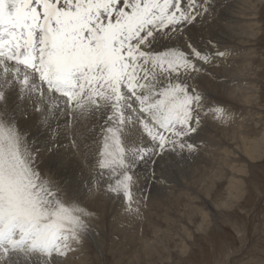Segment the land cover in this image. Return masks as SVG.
I'll return each instance as SVG.
<instances>
[{"label":"snow or ice","instance_id":"obj_1","mask_svg":"<svg viewBox=\"0 0 264 264\" xmlns=\"http://www.w3.org/2000/svg\"><path fill=\"white\" fill-rule=\"evenodd\" d=\"M213 0H0V264H61L91 231L94 213L65 200L40 168V150L22 133L8 103L35 98L39 123L57 113L70 146L81 150V119L96 146L95 175L132 211L137 172L163 182L169 157L197 150L204 107L189 81L227 51L202 49L186 29L210 14ZM218 66V65H217ZM135 130V132H133ZM54 141V137H53ZM93 145L84 144L85 150ZM60 145L52 142L48 153ZM159 173V175H158ZM91 191H99L93 178Z\"/></svg>","mask_w":264,"mask_h":264},{"label":"rangeland","instance_id":"obj_2","mask_svg":"<svg viewBox=\"0 0 264 264\" xmlns=\"http://www.w3.org/2000/svg\"><path fill=\"white\" fill-rule=\"evenodd\" d=\"M224 1L226 0H213L210 14H206L202 19H199L198 22L200 23L197 22L195 26H189L190 29H186V35L188 37L191 35L189 38L192 39L193 37L192 40L200 48L215 51L216 49L209 46V42H211L212 44L216 43L215 45L218 50L227 51L229 53L226 59L216 58L213 64L204 65L206 70L205 73H201L199 75L201 77L197 76L195 77L196 79L194 78L189 81V83L192 81L193 86L204 95L205 110L212 105H219L224 108L227 114H230L231 118L226 122L215 120L216 123H214L211 113L203 116V118L211 116V121L215 124L214 132L216 138L214 139L217 140H215V143H222L218 141L220 138L223 139L221 133L222 127H227L231 131V134L235 131V137L238 141L237 143L236 140L224 141L225 144L227 143L229 148H227V152H229L226 154L222 149V152L218 154L219 158L211 157L214 160L210 158L213 164L215 163L214 170H209L206 168V165H202L204 164L202 162L200 165L198 162H196V165H192L193 161L188 163L189 165L184 164V166L182 165L181 167L179 165L176 166L178 161L173 157H169L171 162L165 169L163 182H155L147 179L149 170L146 166L142 165L136 174L138 181L141 180L140 182L142 185L140 184L138 186L137 183L133 189L135 201H133L131 205L132 211L129 212L127 210L128 206L122 198L112 197L105 193L104 186L107 183L105 178H88L86 181L87 185L85 182L83 185L84 193L86 192L85 194L87 195L84 198L77 194L76 189V192H73L72 187L74 186V182L72 178H70V180L67 178V175H69L70 171L73 169L67 167L65 168L66 171H64V167H61L60 160L57 156V153L59 154L64 149H67L64 151L72 150L74 152H72V154L78 156L77 151L70 146L69 137L64 127L65 125H61V123H65L64 121L69 119V117L57 113L56 118L50 121V127H44L43 129L39 123V113L34 110L36 119L38 120L37 126L34 129V123L29 122L31 120L30 114L25 117L26 120L23 121L24 123L22 122V125L17 124L21 132L25 134L28 132L27 137L28 140L30 139L29 141L32 142V147L34 149L39 147L37 149L40 150V168L43 169H41V171L46 177H51L61 184L64 188V199L66 201L69 199L75 200L85 209L94 213V217L89 221L91 225L90 233L84 237L80 245H74L77 250L70 252L63 258L61 261L62 264H84V262L90 261L92 264H264V0H229L226 3ZM233 1H235L234 3L238 1V3L235 4V11L237 12V17L242 20L243 24H253L254 22H251V20L257 21V26L254 27L256 30L254 37L243 33L239 35L234 29L233 24L235 22L232 24L233 28L230 26L231 23L228 22L227 24L225 14L227 12L228 15L231 10L226 6L234 5V3H232ZM229 2H231V4ZM225 7L227 9H225ZM223 13L224 16L221 15ZM217 17H220V19ZM214 25L218 27L215 28ZM209 27L210 29H207ZM191 29H193V31ZM199 29L200 32H203V35L199 32ZM204 30L206 31L204 32ZM217 30L220 32L219 34ZM225 30L226 32H224ZM238 35L240 38H244L246 42L241 46L242 49L237 48L238 51L234 53L233 47H237V45H230V41L238 43ZM221 37H224V40ZM233 37L235 38L232 39ZM220 43L223 45L222 47H220ZM241 58H244L243 61ZM228 61H230V63H237V65H235L236 67H241L243 71H239V76H237V72L232 73L224 68V64L227 65ZM203 77L207 80H204ZM192 82L190 83L191 85ZM194 82L196 83L194 84ZM230 82L233 84L232 86ZM216 87H219V89L215 90L214 88ZM238 87L239 90H237L240 92H237L240 94H250V96L253 94L256 95L250 104L248 102L246 104V101L241 102L238 97L235 98L236 95H233V97L231 96L232 94L229 95L227 88H232L234 91V89ZM11 115L21 123L15 114ZM87 119L88 118H84L79 121L78 130L83 136H89L87 139L92 141L94 135L86 131V128L96 126V132H99V127L95 118L92 117L89 120ZM235 120L237 121L235 122ZM17 121L16 123H18ZM26 121L32 125V128H27L29 124ZM133 132H135V130H133ZM98 134L99 133H96L95 135ZM52 136L54 137L55 143L61 145L54 154L47 152L48 145L54 142ZM86 136L85 139L81 141L82 145L87 143ZM206 136L209 137V135ZM244 136H246V138ZM37 137L40 139L38 140ZM242 138L247 139L246 142L250 143L249 145L257 150H254L255 154L254 152L249 154L243 152L241 149ZM256 139H260V141H258L261 144H259ZM40 142L41 144H38ZM259 147L261 149H259ZM68 148L70 150H68ZM81 148L83 147L81 146ZM220 148L222 147L220 146ZM208 155L209 153L207 156ZM195 156L196 155H194V157H189L197 159L198 157ZM93 157L91 171L99 172V169L95 167L96 155ZM49 158H53L54 160L51 159L50 161ZM223 160H227L231 165L223 164ZM197 161H200V159L198 158ZM44 164L48 167L46 168ZM232 165H234L235 170L231 168ZM77 166L76 164L72 165L74 169H76ZM56 167L58 170H54ZM172 167L174 169H172ZM240 169L242 171H239ZM203 171L205 173L210 171V173L207 172V174H210V176L208 175L209 178L203 174ZM188 172H190L189 174H191V176L194 174V179L200 181V183L198 182L196 185V188L194 186V191L199 197L198 199L192 195V191H189V193L188 191L185 192L186 189H183L184 191L181 189L187 186L188 183L186 182L190 180L189 174L187 175ZM184 173H186V177H184ZM55 174L57 175L55 176ZM231 176L234 177V179ZM65 177L68 183H66L67 188L64 183L65 181H63ZM93 178L99 180V191L95 188L91 191L89 190L92 186L91 182ZM183 178L185 180L182 181L181 179ZM204 178L206 181H204ZM101 179L104 180V184H102ZM70 183L71 185H69ZM230 185L236 188H232ZM150 191L152 192L150 193ZM181 192L185 193L181 194ZM89 193L94 195L89 197ZM74 196L77 197L75 198ZM162 200L164 203L170 200L172 202L170 201L169 204L165 203L163 206L159 203ZM177 200H179V205L177 204L178 210L176 209ZM163 201L161 203H163ZM168 205L169 207H167ZM188 206H190V208ZM172 207H174L175 210L171 209ZM193 207L198 211H194ZM132 234H136V237ZM144 236H146V239ZM138 237L139 239L137 240ZM100 246H102V248ZM132 248L135 249L133 250ZM131 249L138 257L135 255L136 258H132L134 254H132L133 252ZM145 249H147V251ZM131 255L132 257L130 258L129 256ZM84 258L86 261H84Z\"/></svg>","mask_w":264,"mask_h":264},{"label":"bare ground","instance_id":"obj_3","mask_svg":"<svg viewBox=\"0 0 264 264\" xmlns=\"http://www.w3.org/2000/svg\"><path fill=\"white\" fill-rule=\"evenodd\" d=\"M227 1H229V0H226V1H224L225 3L227 2ZM231 1V0H230ZM235 1H233L232 3H234ZM230 4H231V2H229ZM236 3H238V1H236ZM236 3H234V5L232 4V5H227L226 7L228 8V9H230L231 11H229V14L227 15V12H226V14H225V18L227 19L226 20V22H227V24H228V22L229 23H231V25L230 26H232V24H233V22H235L233 25H234V29H235V31L236 32H238V34L240 35V33H243V34H245V35H249V36H251V37H254L255 35V32H256V30L254 29V27H256L257 26V21H252L251 20V22H254L253 24H251V23H245V24H243L242 23V20L239 18V17H237V12L235 11V4ZM223 4V3H222ZM216 5V4H215ZM225 5V4H224ZM244 6V5H243ZM225 7V9H227ZM238 7V6H237ZM216 9V8H215ZM215 9H214V11H215ZM220 10V9H219ZM221 10H222V8H221ZM225 11H227V10H225ZM216 13V12H215ZM214 13V14H215ZM240 13V12H239ZM217 14V13H216ZM208 15V14H207ZM221 15H223L224 16V13L223 14H221ZM221 17V16H220ZM220 17H217V18H219L220 19ZM216 18V17H215ZM223 19V18H222ZM217 21V20H216ZM237 21V22H236ZM202 22V21H201ZM198 23H200V22H198ZM205 24V23H204ZM211 24H212V22H211ZM219 24V23H218ZM196 25V24H195ZM194 25V26H195ZM209 25H210V23H209ZM223 25H226V24H223ZM221 26V25H220ZM214 27L215 28H217L215 25H214ZM225 27V26H224ZM224 27H223V30H224ZM202 28H203V26H202ZM213 28V27H212ZM220 28V27H219ZM230 28V27H229ZM229 28H227V29H229ZM232 28H233V26H232ZM188 29H190V28H188ZM201 29V28H200ZM200 29H199V32H200ZM204 29V28H203ZM207 29H210V27L209 28H207ZM192 31H193V29H191ZM213 30V29H212ZM218 30H221V29H218ZM217 30V32H218V34L220 33L219 31ZM230 30V29H229ZM233 30V29H232ZM189 31V30H188ZM195 31H196V29H195ZM206 30H204V32H205ZM215 31V30H214ZM213 31V32H214ZM197 32H198V30H197ZM196 32V33H197ZM224 32H226V30L224 31ZM233 32V31H232ZM235 32V33H236ZM191 33V32H190ZM201 34L203 33V32H200ZM223 33V32H222ZM187 34H189V33H187ZM194 34V33H193ZM200 34V35H201ZM207 34H208V32H207ZM212 34V33H211ZM215 34H217V33H215ZM223 34H225V33H223ZM222 34V35H223ZM228 34H229V32H228ZM228 34H227V36H228ZM190 35V34H189ZM199 35V34H198ZM203 35V34H202ZM204 35H206V34H204ZM214 35V34H213ZM230 35V34H229ZM238 35V36H239ZM257 35H258V33H257ZM191 36V35H190ZM189 36V37H190ZM201 37V36H200ZM214 37V36H213ZM215 37H216V35H215ZM214 37V38H215ZM230 37V36H229ZM231 37H232V33H231ZM235 37H237V36H235ZM235 37H233L232 39H234ZM195 38H196V36H195ZM194 38V39H195ZM199 38V37H198ZM222 39L224 38V37H221ZM228 38V37H227ZM192 39H193V37H192ZM207 39V38H206ZM205 39V40H206ZM218 39H220V38H218ZM231 39V40H232ZM198 40V39H197ZM214 40V39H213ZM224 40V39H223ZM237 40L239 41H237L238 43H236V42H234L233 43V41H230V45H232V46H235V45H237V47H233V51H234V53H236V51H238V49L239 48H241V46H243L244 44H245V42L246 41H244V38L242 39V38H240V36H239V38H237ZM255 40V39H254ZM207 41V40H206ZM210 41H211V39H210ZM212 42H214V41H212ZM201 44H202V42H201ZM216 44V43H215ZM221 44V43H220ZM201 46V45H200ZM203 46V45H202ZM210 46V45H209ZM223 45L221 44V46L220 47H222ZM219 47V48H220ZM204 48V47H203ZM224 48V47H223ZM232 48V47H231ZM238 48V49H237ZM242 49V48H241ZM210 49H208V51H209ZM211 50H213V49H211ZM240 51V50H239ZM238 53V52H237ZM232 56H233V54H232ZM237 56H238V54H237ZM240 58V57H239ZM242 59V58H241ZM244 59V58H243ZM243 59H242V61H243ZM234 60V59H233ZM246 61V60H245ZM238 63H241V62H238ZM235 65H237V63H235V62H233V63H230V61H228L227 62V65H225L224 64V68L226 69V70H228V71H231L232 73H234V72H237V76H239V71L241 70V71H243L242 69H241V67H236ZM246 65V64H245ZM230 66V67H229ZM213 69V68H212ZM211 69V70H212ZM209 70V69H208ZM218 71V70H217ZM209 72V71H208ZM213 72V71H212ZM218 73V72H217ZM216 73V74H217ZM219 74V73H218ZM205 76V75H204ZM199 77H201V76H199ZM206 77V76H205ZM196 79V78H195ZM203 79H204V77H203ZM203 79H202V81H203ZM206 79V78H205ZM204 79V80H205ZM207 80V79H206ZM198 81V80H197ZM210 81V80H209ZM192 82V81H191ZM190 82V83H191ZM200 82V81H199ZM204 82V81H203ZM208 82V81H207ZM248 82V81H247ZM196 82H194V84H195ZM192 85H193V82H192ZM205 85V84H204ZM224 85V84H223ZM230 85L232 86L233 84L230 82ZM207 87V86H206ZM215 90L216 89H219V87H216V88H214ZM228 89V92H229V95H231L232 97H233V95H236L235 96V98L236 97H238L239 98V100L241 101V102H244V101H246V104H247V102L250 104V102L251 101H253V99L256 97V95H251L250 96V94H244V93H238V92H240V91H238L239 90V87L238 88H236V89H234V91H233V89L232 88H227ZM238 89V90H237ZM238 91V92H237ZM248 92V91H247ZM204 96V95H203ZM213 98H215V97H213ZM234 99V98H233ZM257 99V98H256ZM258 100V99H257ZM34 103H35V98H32V99H29V98H27V97H25V99L23 100V101H18V100H16V97H15V94H12L11 95V98H10V100H9V103H8V110H9V114L11 115V114H15V116L21 121V123H19L17 120V124H21L22 125V122L24 121V120H26L25 119V117L27 116V115H29L30 114V123H34V125H33V129L37 126V123H38V120L36 119V114L34 113ZM228 109V108H227ZM31 115H33V116H31ZM246 116V115H245ZM29 117V116H28ZM63 117V116H62ZM59 118V117H58ZM92 117H89L87 120H89V119H91ZM62 120V119H61ZM64 120H65V118H64ZM86 120V121H87ZM212 118H211V116H209L208 118H203V116H202V119H201V127H200V129H199V132H198V134H196L192 139L195 141V143L197 144V150L195 151V152H192L191 153V155H189V153L187 152V151H185L183 154H178V155H176V156H174L173 158L174 159H176L177 161H178V163L176 164V166L177 165H179L180 167L183 165L184 166V164H188V163H190L191 161H193V163H192V165H196L197 163L196 162H198V164L200 165L201 164V162L202 163H204V164H202V165H206L207 167L206 168H208L209 170H212L213 168H214V165H215V163L213 164V162H212V160H214L213 158H211V157H214V158H219V153L220 152H222V149H223V152H225L226 154H228V152H227V148H228V146H227V143L225 144L224 143V141L225 140H236V143L238 142L237 141V138L235 137V131L231 134V131L227 128V127H222V129H221V133H222V135H223V139H219L218 141L219 142H222L221 144L220 143H217V144H219V145H217L216 143H215V140L216 139H214V138H216V134H215V132H214V128H215V124L214 123H216L215 122V120H214V123H212ZM85 121V120H84ZM237 120H235V122H236ZM241 121V120H240ZM27 122V121H26ZM65 122V121H64ZM229 122V121H228ZM227 122V123H228ZM242 122V121H241ZM24 123V122H23ZM28 123V122H27ZM53 123V122H52ZM29 124V123H28ZM62 124H64L65 125V123H61V125ZM85 124V123H84ZM31 124H29V126H27V128H32V125L30 126ZM60 125V124H59ZM58 125V126H59ZM79 125V124H78ZM237 125H239V124H237ZM26 126V125H25ZM63 126V125H62ZM87 126V125H86ZM85 126V127H86ZM225 126V125H224ZM228 126V125H227ZM24 127V126H23ZM65 127V126H64ZM90 127H92V126H90ZM26 128V127H25ZM25 128H23V129H25ZM60 128V127H59ZM88 129H89V127H87ZM87 128H86V131H88L87 130ZM231 128V127H230ZM40 129H42V128H40ZM43 129H44V127H43ZM51 130V129H50ZM98 130V129H97ZM231 130H232V128H231ZM23 131V130H22ZM33 131V130H32ZM35 131V130H34ZM55 131V130H54ZM23 133V132H22ZM28 133V132H27ZM26 133V134H27ZM53 133V132H52ZM58 133V132H57ZM60 133V132H59ZM96 133H99V132H96ZM33 134V133H32ZM35 134V133H34ZM49 134V133H48ZM53 135V134H52ZM83 135V134H82ZM85 135V134H84ZM87 135H91V134H87ZM206 135H209V137H207ZM33 136V135H32ZM36 136V135H35ZM86 136V135H85ZM84 136V137H85ZM241 136H243V135H241ZM53 137V136H52ZM87 137H89V136H86V139H87ZM222 137V136H221ZM245 138H246V136H244ZM32 138H34V137H32ZM38 138V137H37ZM42 138V137H41ZM50 138H51V136H50ZM91 138H92V136H91ZM245 138H242V145H241V149L243 150V152H245V153H247V154H249V153H251V152H254V150L255 149H253L252 148V146H250L249 144L250 143H247L246 142V140L247 139H245ZM36 139V138H35ZM40 138H38V140H39ZM30 140V139H29ZM257 140V139H256ZM255 140V141H256ZM259 141H260V139H258ZM257 140V141H258ZM217 141V140H216ZM227 141V142H228ZM259 141H258V143H259ZM262 141V140H261ZM55 142V141H54ZM59 142V141H58ZM87 143L86 144H90V145H93V140L92 141H90V140H88L87 139V141H86ZM252 142H253V140H252ZM38 144H41V142L40 143H38ZM43 144V143H42ZM58 144V143H57ZM225 144V145H224ZM252 144V143H251ZM256 144V143H255ZM259 144H261V143H259ZM46 145V144H45ZM44 145V146H45ZM67 145V144H66ZM222 145H224V146H222ZM34 146V145H33ZM41 146V145H40ZM44 146H42V147H44ZM49 146V145H48ZM61 146V145H60ZM81 146L83 147V145L81 144ZM220 146L222 147V148H220ZM238 146H239V143H238ZM37 147V146H36ZM240 147V146H239ZM37 148H39V147H37ZM36 148V149H37ZM229 149V148H228ZM259 149H261L260 147H259ZM63 150V149H62ZM64 150H67V149H64ZM61 151L59 154L57 153V156H58V159L60 160V165H61V167H64L63 169H64V171H66L65 170V168H72L73 170H71L70 171V174L69 175H67V178H69V180H70V178H72V180H73V184H74V186L72 187V190H73V192L75 193L76 191H77V194L79 195V196H82L83 198L85 197V196H87L85 193H84V190H83V185H84V182H85V184H86V181L88 180V178H92V177H99V176H96L95 174L97 173V172H95V171H91V169H92V164H93V156L95 155V153H96V146L95 145H93V147L90 149V150H85L84 148H81V150L80 151H77V154H78V156H76V154H72V150H70L69 148H68V150H70V151ZM255 151H257V150H255ZM259 151V150H258ZM47 153V152H46ZM74 153V152H73ZM209 153V157L207 156V154ZM54 154V153H53ZM72 154V155H71ZM254 154H255V152H254ZM194 155H196L195 157H198L199 159H200V161H197V159H195V158H191V157H189V156H193L194 157ZM42 156V155H41ZM51 157V156H50ZM55 157V156H54ZM207 157H208V159H207ZM96 158V157H95ZM212 160H211V159ZM50 159V158H49ZM51 159H53V158H51ZM51 159H50V161H51ZM69 159H70V161H69ZM210 159V160H209ZM54 160V159H53ZM96 160H97V158L95 159V162H96ZM218 160V159H217ZM242 160V159H241ZM56 161V160H55ZM54 161V162H55ZM69 161V162H68ZM46 162H47V160H46ZM49 162V161H48ZM41 163V162H40ZM45 163V162H44ZM52 163V162H51ZM50 163V164H51ZM223 164H228V165H231V164H229L230 162H227V160L225 161V160H223V162H222ZM54 164V163H53ZM52 164V165H53ZM74 164H76V165H78L77 166V168L76 169H74L73 167H72V165H74ZM42 165V164H41ZM45 165V164H44ZM189 165V164H188ZM191 165V166H192ZM222 165V164H221ZM46 166V168L48 167L47 165H45ZM55 166V165H54ZM59 166V165H58ZM174 166V165H173ZM175 166V167H176ZM60 167V166H59ZM197 167V166H196ZM229 167V166H228ZM51 168V167H50ZM231 168L232 169H234L235 170V167H234V165H232L231 166ZM230 168V169H231ZM42 169V168H41ZM45 169V168H44ZM69 169V170H70ZM168 169V168H167ZM172 169H174L173 167H172ZM194 169V168H193ZM199 169V168H198ZM201 169V168H200ZM239 169V168H238ZM43 170V169H42ZM54 170H58L57 169V167H56V169H54ZM53 170V171H54ZM59 170H60V168H59ZM61 170H62V168H61ZM68 170V171H69ZM214 170V169H213ZM63 171V170H62ZM176 171V170H175ZM193 171V170H192ZM194 171H195V169H194ZM200 171V170H199ZM239 171H242L241 169L239 170ZM238 171V172H239ZM60 172V171H59ZM58 172V173H59ZM197 172V171H196ZM195 172V173H196ZM207 172H209L210 173V171H207ZM207 172L205 173L204 171H203V174L204 175H206V176H210V174L208 173L207 174ZM54 173V172H53ZM62 173V172H61ZM67 173V172H66ZM179 173V172H178ZM182 173V172H181ZM190 172H188L187 173V175L189 174ZM200 173V172H199ZM185 174L186 173H184V177H186L185 176ZM202 174V175H203ZM57 174H55V176H56ZM233 175V174H232ZM189 176H190V180L188 179V177H187V179L190 181H188V182H186V183H188L187 184V186H184V187H182L181 189L183 190V189H186V191L185 192H189V191H192V195H194V197L196 198L197 197V199L199 198L198 197V195H196V193H195V191H194V186H195V188H196V185L198 184V182L200 183V181L198 180V179H194V174L191 176V174H189ZM209 176L207 177V178H209ZM234 176V175H233ZM183 177V176H182ZM232 177V176H231ZM201 178V177H200ZM206 178V177H205ZM204 178V181H206V179ZM233 179H234V177H232ZM68 180V179H67ZM102 180V179H101ZM182 181L183 180H185L184 178L183 179H181ZM63 181H65L64 183H65V186H66V177L64 178V180ZM141 181V180H140ZM140 181H138L137 183H138V186L141 184V182ZM178 181V180H177ZM181 181V182H182ZM203 181V180H202ZM203 181V182H204ZM104 182V180H102V184H104L103 183ZM156 182V181H155ZM101 183V182H100ZM137 183H136V185H137ZM183 183H185V182H183ZM183 183H182V185H183ZM234 183V182H233ZM68 184V183H67ZM89 184H90V182H89ZM235 184V183H234ZM234 184H233V186H234ZM69 185H71V183L69 184ZM87 185V184H86ZM142 185V184H141ZM153 185V184H152ZM207 185V184H206ZM236 185V184H235ZM89 186V185H88ZM167 186V185H166ZM231 186V185H230ZM238 186V185H237ZM71 187V186H70ZM86 187V186H85ZM168 187V186H167ZM232 187V186H231ZM66 188H67V186H66ZM89 188V187H88ZM176 188V187H175ZM232 188H236V187H232ZM232 188H230V189H232ZM75 189H76V191H75ZM177 189V188H176ZM206 189V188H205ZM154 190V189H153ZM152 190V191H153ZM143 191H145V190H143ZM142 191V192H143ZM152 191H150V193L152 192ZM167 191H168V189H167ZM172 191H174V190H172ZM176 191H178V190H176ZM184 191V190H183ZM138 192H139V190H138ZM184 192V193H185ZM197 192V191H196ZM72 193V192H71ZM84 193V194H83ZM94 193V192H93ZM158 193V192H157ZM183 192H181V194H182ZM183 193V194H184ZM190 193V192H189ZM90 194V193H89ZM172 194V193H171ZM179 194V193H178ZM94 194H90L89 195V197H92ZM140 195V194H139ZM143 195V194H142ZM153 195V194H152ZM167 195H168V193H167ZM207 195H208V192H207ZM72 196V195H71ZM78 196V197H79ZM191 196V195H190ZM75 197V196H74ZM77 197V196H76ZM75 197V198H76ZM168 197V196H167ZM152 198V197H151ZM157 198V197H156ZM187 198H188V195H187ZM191 198V197H190ZM194 198V199H195ZM112 199V198H111ZM147 199V198H146ZM157 200V199H156ZM159 200V199H158ZM135 201V200H134ZM154 201V200H153ZM163 201V200H162ZM162 201H160L159 203L160 204H162L163 206H164V204L166 203H164V201H163V203H161ZM171 201V200H170ZM169 201V202H170ZM172 201H173V199H172ZM171 201V202H172ZM178 201L179 200H177V202H176V205L178 204L179 205V203H178ZM141 202V201H140ZM169 202H167L168 204H169ZM190 202V201H189ZM192 202V201H191ZM166 203V204H167ZM197 203V202H196ZM89 204V203H88ZM93 204V203H92ZM96 204V203H95ZM135 204H136V202H135ZM182 204V203H181ZM180 204V205H181ZM188 204V203H187ZM99 205V204H98ZM156 205V204H155ZM178 205H177V207H176V209L178 208ZM195 205V204H194ZM146 206V205H145ZM148 206V205H147ZM187 206V205H186ZM191 206V205H190ZM190 206H188L189 208H190ZM200 206H202V205H200ZM204 206V205H203ZM96 207V206H95ZM156 207V206H155ZM167 207H169V205L167 206ZM171 207V206H170ZM180 207V206H179ZM160 208H161V206H160ZM147 209V208H146ZM156 209L158 210V208L156 207ZM169 209V208H168ZM171 209H174V207H172ZM193 209H194V211L196 210V208H194L193 207ZM192 209V210H193ZM197 209H198V207H197ZM161 210H163V209H161ZM175 210V209H174ZM178 210V209H177ZM148 211V210H147ZM196 211H198V210H196ZM131 212V211H130ZM134 212V211H133ZM165 217V216H164ZM163 217V218H164ZM125 218V217H124ZM147 218V217H146ZM148 220V219H147ZM132 223H135V222H132ZM92 224V223H91ZM126 224H127V222H126ZM147 224V223H146ZM131 225H133V224H131ZM138 228V227H137ZM134 232H135V230H134ZM138 232V231H137ZM126 233V232H125ZM136 233V232H135ZM137 234V233H136ZM135 234V235H136ZM143 234H145V233H143ZM133 236H135L134 234H132ZM138 236H139V234H137ZM143 236V235H142ZM141 236V237H142ZM102 237V236H101ZM136 237V236H135ZM104 238V237H103ZM144 238L146 239V236H144ZM136 239V238H135ZM139 239V237L137 238V240ZM142 239V238H141ZM144 240V239H143ZM86 242V241H85ZM91 242V241H90ZM85 244V243H84ZM93 244V243H92ZM101 244V243H100ZM134 244V243H133ZM118 246V245H117ZM133 246V245H132ZM101 248H102V246H100ZM116 247V246H115ZM136 248V247H135ZM134 248V249H135ZM80 249V248H79ZM133 249V248H132ZM131 249V250H132ZM133 249V250H134ZM132 250V254H134V251ZM138 250V249H137ZM136 250V251H137ZM146 251H147V249H145ZM124 251V250H123ZM142 251V250H141ZM121 252V251H120ZM87 253V252H86ZM148 253V252H147ZM123 254V253H122ZM140 254V253H139ZM135 255L136 254H134L133 256L134 257H132V255L131 256H129L130 258L132 257V258H136V257H138L137 255H136V257H135ZM86 258H87V256H86ZM89 258V257H88ZM85 259V258H84ZM84 261H86V259L84 260ZM85 263H87V264H92V262L90 261V262H84V264ZM61 264H62V262H61ZM76 264V263H75ZM78 264V263H77ZM83 264V263H82Z\"/></svg>","mask_w":264,"mask_h":264}]
</instances>
